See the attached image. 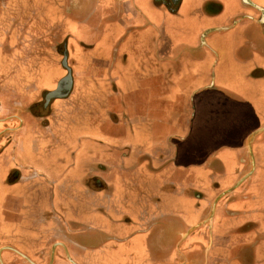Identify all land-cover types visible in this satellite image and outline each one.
Returning <instances> with one entry per match:
<instances>
[{"label": "crops", "instance_id": "obj_1", "mask_svg": "<svg viewBox=\"0 0 264 264\" xmlns=\"http://www.w3.org/2000/svg\"><path fill=\"white\" fill-rule=\"evenodd\" d=\"M245 1L51 0L47 12H37V23L41 18L46 23L41 31L38 25L32 37L39 40L45 34L49 40L31 44L20 51L21 56L40 67L49 47L52 83L65 76L54 53L65 42L67 65L73 68L72 87L45 111L31 112L29 101H22L24 96L15 90L8 96L12 101H7L5 81L0 80V243H6L0 247V261L1 251L8 264H16L15 254L28 258L12 245L34 242L33 247L28 245L32 253L52 241L39 234L57 225L99 226L111 233L118 218L111 212V197L124 192L121 184L126 178L138 177L152 179L147 186L143 181V189H161L164 206L179 212L175 225L181 244L178 251L185 257L182 264H264V181L260 186L252 181L241 197L235 190L253 169L237 180L240 162L232 158L241 153L242 138L250 146L263 132L254 134L264 120V33L259 30L264 0H251L253 8L246 7ZM37 3L43 8V0ZM217 63L229 67L217 72L223 90L228 86L244 92L243 81L256 68L254 94H237L238 99L226 94H194L211 90ZM56 67L61 71L55 73ZM208 68L212 79L199 86L208 81ZM227 77L235 85L223 86ZM32 80L44 84V80ZM31 95L35 101L36 94ZM194 95L195 103L199 100L200 107L208 109L209 127L197 130L202 144L196 145V153L188 144L180 147L173 142L172 154L164 148L166 134L161 130L168 118L169 129L179 131L181 118L188 117L189 96L193 118ZM174 109L180 111L179 117H166ZM226 109L239 115H227V119L224 112L230 111ZM213 130L218 132L212 138L217 145L230 148L224 153L222 173L220 167L207 165L208 157L200 162L197 154L198 148H208ZM161 153L165 158L172 155L174 163L166 164ZM146 154L153 169L141 160ZM14 169L19 179L4 184ZM210 179L217 180L220 188L237 181L217 195L209 213V200L217 193ZM226 193L238 197L225 210L217 206L215 211L216 202ZM251 223L259 230L249 229ZM118 227L123 230V225ZM113 240L108 237L98 242L87 236L78 258L84 264H138L137 256L144 255L136 248L140 240L129 242L130 251L115 249L126 241L115 246ZM69 245L78 248L75 241L69 240ZM248 251L254 252L252 256ZM55 264L61 261L56 259Z\"/></svg>", "mask_w": 264, "mask_h": 264}, {"label": "flooded vegetation", "instance_id": "obj_2", "mask_svg": "<svg viewBox=\"0 0 264 264\" xmlns=\"http://www.w3.org/2000/svg\"><path fill=\"white\" fill-rule=\"evenodd\" d=\"M43 8H41L37 3V0H17L16 3L14 0H0V80L5 81V75L7 71L10 73V70L12 68H18L14 71L16 73L20 72V69L22 67H27L26 69L29 72L30 80L33 78H38L41 80H44V84L47 85L51 84L47 87H43V98L42 99H36L29 97V94H27V97H25L26 101H29V109L31 112H35V109L41 108L43 111H45L46 107H49L51 102L55 100L54 99H46V94L48 91L53 89L51 83L52 77H53V66H52V60H50L52 52L46 47V54L43 55L44 59H46V62H44L43 66L35 67L32 66L33 62L29 61V58H22L21 56V50L29 49L31 47V44L33 46L36 43H39V40L42 41H48L50 35L43 34L42 37L38 36L40 38L39 40L32 37L36 36L37 33V26L39 25V30L41 31L43 26H45L46 20L44 18H41L40 23H37V19H35V16H37V12L40 11H46L51 6V0H43ZM72 4V3H71ZM246 7H255V5L252 4L251 0H246L244 2ZM47 12V11H46ZM15 14V15H14ZM47 14V13H46ZM45 14V15H46ZM16 16V17H14ZM259 25H260V31L264 33V17L259 18ZM34 26V28H32ZM34 29V30H33ZM35 32L33 34L32 32ZM64 38V37H63ZM63 38L58 42L61 43ZM37 40V41H36ZM65 42L62 44V47L64 46ZM8 52V53H7ZM63 53L66 54L65 51H63L60 55V51L58 52L59 56H63ZM64 54V55H65ZM222 64H216L214 66V81L213 84L210 86L209 90L211 89L212 92L205 90V92H196L194 94H198L197 96H201V94H226L228 98L238 99L237 94H254L253 93V85H252V78L257 75L258 70L256 68H253L249 75L247 76V79L243 82L242 86L244 87V92L239 90H230L228 85H235L228 81H234L230 77H227L226 84L223 86H227L224 88L225 90L221 89L219 87L220 81L217 79V72L221 69H226ZM26 70V71H27ZM211 68H208V81L206 83L200 84L207 85L211 81ZM41 74V75H40ZM18 74H14L13 77H18ZM237 82V81H235ZM223 88V87H222ZM239 91V92H238ZM195 95L193 96V102L195 103ZM199 100L197 103H195V113L193 115V118L190 116L191 113V99L190 96L187 99L186 103V110L188 111V117L187 119H182V126L179 128V131L172 132L168 125V118H167V124L165 128L161 130V133H165V146L164 148L167 151L172 152V154L175 151V148H173L172 143L175 142L178 146L182 147L185 144H188L193 148L195 151L196 145H201L202 141L200 140L199 133L197 130L209 127L208 123V109L205 111L202 107L199 105ZM65 107L67 104L64 101ZM184 106V104H183ZM183 109V107H181ZM203 110V111H202ZM225 111H230L228 114L227 112H224L225 117L228 118L227 115H230V117H237L239 114H235V112H232V109H226ZM166 117L168 115H171L172 117L176 116L179 117L181 114L180 111L178 112V109H174V114H172L170 111H167ZM207 116V119H206ZM192 118V119H191ZM192 121H191V120ZM17 123H14L16 125ZM264 126V120L263 122L258 126L261 127ZM214 131V130H213ZM234 131V130H233ZM177 135L179 138L174 139L175 137H170ZM202 135V132H201ZM218 135V132L216 131L209 133V140L212 138H215ZM8 136V134H7ZM170 137V138H168ZM7 139V138H6ZM242 144L241 153L237 155H232V158L234 162L237 160L240 163H237V170H238V177L237 180L242 178L247 172L253 169L252 174L240 183V185L236 188L237 194H239L241 197H244V194H247L248 191H243L246 186H250L252 181L254 183L256 182L257 186H260V184H263L264 181V131L261 132L259 135H257L254 140L251 142L250 146H247L245 139L242 138V141H240ZM198 143V144H197ZM204 143V142H203ZM224 146L219 147L217 145L216 140L214 141L212 139V142L208 145V148H198L197 154L198 158L201 161H203L204 158L208 157L209 160L207 161V165L211 166L213 165V168L215 169L217 166L220 167L219 173L224 172L223 169V159H224V153L230 151L229 146L224 144ZM180 147L178 148L180 150ZM136 150V148H134ZM234 151V150H233ZM236 152V151H235ZM196 153V151H195ZM160 158L164 159V161L169 164H173V157L172 155L169 157L164 156L163 153L160 154ZM206 156V157H205ZM227 157V156H225ZM214 159V160H213ZM141 160L143 163H145L149 169H153L151 166V158L146 154L142 155ZM141 161V162H142ZM212 161V163H210ZM19 172L17 170H12L9 172L8 177L5 179L4 184H10L13 183L12 181L15 179H19ZM21 178V177H20ZM33 180L29 181L31 185L35 184V176L32 177ZM44 178V177H40ZM48 179V178H46ZM212 179V178H211ZM209 181L210 187H212L214 190L217 191L215 195H213L209 200V213L211 212L213 200L217 197L219 193H221L223 190L231 187L235 182L231 183L230 185L224 186L220 188L219 182L217 180ZM50 180V179H49ZM152 179L145 178V180H142L138 177L133 178H126L122 185V190H124L123 193H118V196L114 194L111 197L112 200V207L111 212L112 214H118V218L114 221V227L111 230V233H106L104 228H98L97 227H86L84 225H78L77 223L72 224L71 227L67 226H55V229H46V234L39 236H43L46 238V240H52L51 242H48V245L43 246L41 249H37L36 251L32 252L30 251V247L28 245L32 244L31 247H33L34 242H26L24 243L23 247H20V245H12L13 247L20 250L22 253L28 256V258L17 255L13 253L14 255V261L16 264H48L51 262V264L56 263V259L61 261V264H84L83 261H81L78 258V253L81 251L79 247L83 244L85 238L87 236L89 237H95L96 240L99 242L100 240H104L108 237L114 238L116 240L114 241V245L117 246V242H125V245L122 244L121 246L115 247L118 250H124L130 251V243H134L133 238H137L140 240V243L136 248H141L142 254L148 257H155L160 256L162 258H158L157 261L152 263H177L182 264L185 262V257L181 256L178 248L181 249V244L178 243L180 237L178 239L176 238L177 230L175 223L177 222V217L180 216L179 212L177 210L172 208H166L164 206L163 200V191L161 189L157 190L156 192L149 190L151 188H144L142 187L143 181H145L146 186L151 182ZM50 183H53V181H49ZM253 183V184H254ZM94 185H99V183H93ZM94 187V186H93ZM264 188V187H263ZM99 190V189H98ZM103 191H107L106 189ZM203 194V193H202ZM260 195V194H259ZM258 195V196H259ZM204 196V195H203ZM209 196V195H208ZM238 197V195H230V193H226L223 196L219 198V200L216 202L215 205V211L217 206H221L223 210L228 206V204L233 201V199ZM205 197V196H204ZM259 201V199H258ZM261 211V215L264 216V208ZM105 213V211H103ZM231 214V211L227 212ZM260 214V213H259ZM134 217V218H133ZM177 224V223H176ZM119 225H123V230L121 231V228H119ZM251 226V228H249ZM250 226H248L249 229H257L259 230V227H257L255 224L251 223ZM51 228V227H50ZM45 228H43L44 231ZM248 229V230H249ZM185 232V231H184ZM183 232V233H184ZM58 233V234H56ZM137 235V236H136ZM135 236V237H134ZM33 238H36L33 236ZM177 240H176V239ZM258 240L261 238L260 236L256 237ZM69 240L75 241V245L78 246V248L72 249L69 245ZM119 240V241H117ZM128 240V241H127ZM77 241H79L77 243ZM130 242V243H129ZM6 243H0V247L4 246ZM35 244V243H34ZM84 245V244H83ZM54 246V247H53ZM213 247V245H211ZM251 247L250 245L247 247L249 249ZM53 248V249H52ZM5 251H1V261H3V264H8V261L3 257ZM126 254V251L123 252ZM252 253L248 251V254L252 256ZM176 256V259L173 257ZM167 257V258H164ZM167 259V261L165 260ZM0 261V264H2ZM187 261L190 262L189 259ZM151 263V264H152ZM126 264V263H125ZM253 264V263H251Z\"/></svg>", "mask_w": 264, "mask_h": 264}, {"label": "rangeland", "instance_id": "obj_3", "mask_svg": "<svg viewBox=\"0 0 264 264\" xmlns=\"http://www.w3.org/2000/svg\"><path fill=\"white\" fill-rule=\"evenodd\" d=\"M56 49L58 48V50H56L57 52L60 51V55L62 53V45L59 44L58 46L55 47ZM54 50V53L58 56V63H57V67L62 69V73L63 75H66L67 74V71H66V68L61 64V61H62V56H59ZM8 53V52H7ZM25 59V58H24ZM69 65V63H68ZM55 68L54 72L56 73V71L60 72L61 70L58 69V68ZM27 67H22L20 69V72L17 73L18 71V68H12L10 70V73L7 71L6 75H5V94H7V101L8 102H11L12 100L11 99H8V96L9 94H13L12 91H16V94H21L24 96L23 99H21L22 96H20V99L22 101L25 100V97L27 96V94H36L37 96V99H42L43 98V87L42 86H49V85H41V84H37L36 82H33V80L29 77V72H28V68L26 69ZM69 68H71V72H72V66L69 65ZM17 69L16 73L14 72L15 70ZM27 70V71H26ZM14 74H18L21 78V81H17L14 79L13 75ZM72 74V73H71ZM61 78L57 77L54 81H53V89L56 87L57 85V82L60 80ZM52 90V89H51ZM36 99V98H35ZM26 101V100H25ZM24 101V102H25ZM23 102V103H24ZM26 104V103H25ZM9 105V104H8ZM7 105V106H8ZM8 125V124H7ZM8 134V133H7ZM167 261V259H165ZM136 261L138 262V264H151L152 262H155L157 261L156 258H151V257H148V256H145V255H139L137 256L136 258ZM152 264H155V263H152Z\"/></svg>", "mask_w": 264, "mask_h": 264}, {"label": "water", "instance_id": "obj_4", "mask_svg": "<svg viewBox=\"0 0 264 264\" xmlns=\"http://www.w3.org/2000/svg\"><path fill=\"white\" fill-rule=\"evenodd\" d=\"M66 54L63 55L62 64L66 68L67 74L61 78V80L57 83L55 89L50 90L47 92L46 99H53V98H63L69 94L71 87H72V74L71 68L67 65L66 61ZM264 131V126L254 132V134Z\"/></svg>", "mask_w": 264, "mask_h": 264}]
</instances>
